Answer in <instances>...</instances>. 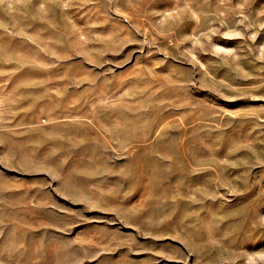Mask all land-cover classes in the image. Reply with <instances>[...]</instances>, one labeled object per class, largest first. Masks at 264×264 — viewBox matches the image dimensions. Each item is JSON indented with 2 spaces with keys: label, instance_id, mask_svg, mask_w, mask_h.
<instances>
[{
  "label": "rangeland",
  "instance_id": "obj_1",
  "mask_svg": "<svg viewBox=\"0 0 264 264\" xmlns=\"http://www.w3.org/2000/svg\"><path fill=\"white\" fill-rule=\"evenodd\" d=\"M0 264H264V0H0Z\"/></svg>",
  "mask_w": 264,
  "mask_h": 264
}]
</instances>
